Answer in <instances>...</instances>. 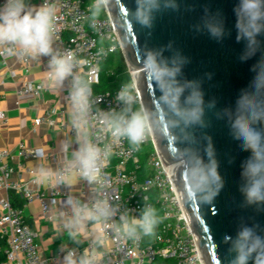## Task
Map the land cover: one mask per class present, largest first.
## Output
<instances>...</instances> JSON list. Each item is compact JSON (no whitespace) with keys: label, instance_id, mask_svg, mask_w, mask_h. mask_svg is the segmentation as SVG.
Returning <instances> with one entry per match:
<instances>
[{"label":"water","instance_id":"95a60500","mask_svg":"<svg viewBox=\"0 0 264 264\" xmlns=\"http://www.w3.org/2000/svg\"><path fill=\"white\" fill-rule=\"evenodd\" d=\"M153 12L155 0H110L124 60L137 70L142 106L158 114L152 132L164 163L178 160L175 179L204 264H264V33L247 0H175ZM154 16L151 29L136 16ZM220 23L224 36L210 35ZM147 50L162 53L180 71L157 82L145 71ZM248 229L250 231L245 232Z\"/></svg>","mask_w":264,"mask_h":264},{"label":"clouds","instance_id":"9594fccd","mask_svg":"<svg viewBox=\"0 0 264 264\" xmlns=\"http://www.w3.org/2000/svg\"><path fill=\"white\" fill-rule=\"evenodd\" d=\"M153 12L160 10L161 0H155ZM253 4L256 23L262 26L250 29L252 35L238 36L244 39L246 52L241 60L249 59L248 48H254L255 37L264 33V0H247ZM110 0H92L86 17L94 31L101 27V15L107 10ZM175 9V0H166L163 5ZM154 16L144 18L137 14L136 21L141 27L151 29ZM211 36L222 38L224 28L220 23L206 24ZM56 34V9L43 2L39 5L31 0H4L0 4V56L15 57L19 60L39 61L47 59L45 84L49 88H67V104L71 137L61 145L64 158L54 168L38 164L34 170L33 182L53 188L71 189L73 180L79 177L91 190L85 201L69 195L58 208H53L52 218L68 235L69 244L59 249L58 264H105L109 252L108 240L125 244L138 241L143 236H152L161 222L158 210L144 199L138 212L129 215L127 209L113 203L106 197L109 187L103 169L112 154L113 146L123 140L137 149L156 129L158 114L140 106L138 93L131 83L118 89L115 101L117 108L103 109L93 95L91 80L82 72L85 60L78 59L71 51L54 49ZM145 71L157 82L161 79L174 81L180 71L176 62L170 65L162 53L147 50L144 58ZM110 138L108 142L106 139ZM38 161L46 159L45 152L37 149ZM252 199H264L259 184L248 193ZM245 232L250 230L245 229ZM87 242L88 247L81 250ZM234 264H246L236 249Z\"/></svg>","mask_w":264,"mask_h":264},{"label":"built area","instance_id":"2783aa9c","mask_svg":"<svg viewBox=\"0 0 264 264\" xmlns=\"http://www.w3.org/2000/svg\"><path fill=\"white\" fill-rule=\"evenodd\" d=\"M56 9L55 49L71 51L78 59L85 60L82 72L91 80V87L98 82L100 67L110 53L119 45L117 29L113 20L106 14L101 18L99 31H94L86 19L89 6L84 0H43ZM42 0H40V4ZM4 59V56H0ZM131 84L138 93L139 104L142 106L141 95L131 78ZM122 84L113 90L93 92L98 106L103 109L117 108L115 96ZM45 86L40 82L23 81L16 89L17 99L36 97ZM67 99V88H59ZM7 115L0 109V124H7ZM33 124L57 125L60 129L71 132L64 118V111L48 110L33 117ZM110 138L106 139L108 142ZM144 147L146 149L144 150ZM37 149L20 140L15 147V156L19 159L17 168H24L25 158H36ZM146 154L148 172H138L140 155ZM12 150L0 148V236L6 241V262L17 264H47V259L40 252L35 240L36 233L25 221L23 207L32 200H38L43 215H47L49 205L56 204L59 197L66 199L69 195L81 201L89 199L91 190L87 183L79 188L76 194L66 193L64 188L50 186L48 196L30 187L20 180H9L15 170L11 164ZM180 160L164 163L160 156L153 133L134 149L127 140L113 146L112 154L103 169L109 187L106 197L115 204L127 209L129 215L136 214L147 198L157 210L161 222L152 236H143L138 241H127L125 244L113 243L109 237V252L105 264H151L160 258L159 264H204L202 255L194 236L187 210L178 192L175 170ZM174 165L173 168H169ZM30 173L33 171L26 168ZM33 180V179H32ZM13 189L22 199L21 206H13L8 198V190ZM85 242L81 250L87 248ZM55 259V258H53ZM57 259V258H56ZM59 259V257H58Z\"/></svg>","mask_w":264,"mask_h":264},{"label":"crops","instance_id":"0c3cea01","mask_svg":"<svg viewBox=\"0 0 264 264\" xmlns=\"http://www.w3.org/2000/svg\"><path fill=\"white\" fill-rule=\"evenodd\" d=\"M4 0H0L2 4ZM32 4L39 5L40 0H31ZM55 49V45L53 43ZM47 70V59L39 61L19 60L15 57H0V109L7 115V124H0V148L7 147L12 150L11 164L15 170L10 174L9 180H20L26 182L30 187L48 196L50 186L36 184L33 182L34 170L38 164L56 168L64 158L61 151L62 142L71 137L72 132L60 129L57 125L41 123L33 124V117L41 115L48 110L64 111V118L69 124L68 104L64 92L59 88H49L45 84V73ZM25 80L40 82L45 86L36 97L18 100L16 89ZM23 140L29 146L42 149L46 159L38 161L36 158H25L22 160L24 168L17 169L19 159L15 156L16 144ZM26 168L31 169L30 173ZM85 181L79 177L73 180L71 189H65L68 194H76ZM5 191L1 190L0 195ZM64 197H59L56 204L48 207L47 215H43L38 200H32L23 207L25 221L36 233L35 240L40 252L47 259V264H58V253L62 245L69 244L68 235L64 233L57 221L52 218L51 210L60 207ZM55 258V259H53ZM57 258V259H56ZM1 264H17L2 262Z\"/></svg>","mask_w":264,"mask_h":264},{"label":"trees","instance_id":"16d2710c","mask_svg":"<svg viewBox=\"0 0 264 264\" xmlns=\"http://www.w3.org/2000/svg\"><path fill=\"white\" fill-rule=\"evenodd\" d=\"M91 3L92 0H84L85 5L90 6ZM105 17L106 13L104 12L101 15V18ZM114 53L115 51L110 53L107 59L101 64L98 82L92 86V91L94 93L105 90H113L120 84L131 83V77L127 71L126 64L121 53L119 54L118 59L114 58ZM145 158L146 154L140 155V168L138 172H148ZM8 198L13 206L22 205V199L13 189L8 190ZM5 249V238L0 236V264L6 260ZM160 262H162V259L157 258L151 264H159Z\"/></svg>","mask_w":264,"mask_h":264},{"label":"rangeland","instance_id":"374dc122","mask_svg":"<svg viewBox=\"0 0 264 264\" xmlns=\"http://www.w3.org/2000/svg\"><path fill=\"white\" fill-rule=\"evenodd\" d=\"M105 13L107 14V11H105ZM120 53H121L122 58H123V60H124L123 54H122L121 49H120V45H118V46H117V49L115 50V53H114V58H115V59H118ZM124 62H125V60H124ZM125 64H126V62H125ZM126 68H127L128 73L130 74V77L133 78V76H132V75H133V74H132V70L128 68L127 64H126ZM145 149H146V147H144V150H145Z\"/></svg>","mask_w":264,"mask_h":264},{"label":"bare ground","instance_id":"6f19581e","mask_svg":"<svg viewBox=\"0 0 264 264\" xmlns=\"http://www.w3.org/2000/svg\"><path fill=\"white\" fill-rule=\"evenodd\" d=\"M132 76H133V78H134V80H136V77H137V74H138V71L137 70H132ZM174 167V165H170V167L169 168H173Z\"/></svg>","mask_w":264,"mask_h":264}]
</instances>
